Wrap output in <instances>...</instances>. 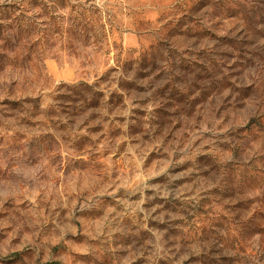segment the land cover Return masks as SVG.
Here are the masks:
<instances>
[{"label": "rangeland", "instance_id": "rangeland-1", "mask_svg": "<svg viewBox=\"0 0 264 264\" xmlns=\"http://www.w3.org/2000/svg\"><path fill=\"white\" fill-rule=\"evenodd\" d=\"M0 264H264V0H0Z\"/></svg>", "mask_w": 264, "mask_h": 264}]
</instances>
